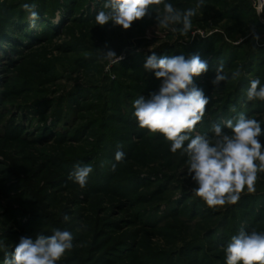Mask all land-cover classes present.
Wrapping results in <instances>:
<instances>
[{"label":"rangeland","instance_id":"1","mask_svg":"<svg viewBox=\"0 0 264 264\" xmlns=\"http://www.w3.org/2000/svg\"><path fill=\"white\" fill-rule=\"evenodd\" d=\"M166 2L185 10L197 0ZM25 3L36 6L35 26ZM102 3L0 0V264L21 236L56 228L74 237L57 264H226L232 236L264 233V172L236 204L207 207L193 193L187 156L139 127L133 101L161 85L143 67L152 51L198 54L208 71L194 83L209 103L192 136L211 138L213 124L241 113L264 133V101L247 100L252 80L264 85V6L205 0L181 35L170 30L181 25L158 26L162 4L128 30L96 25ZM109 49L123 59H104ZM221 62L228 78L214 86ZM77 163L93 166L83 188L68 179Z\"/></svg>","mask_w":264,"mask_h":264},{"label":"clouds","instance_id":"2","mask_svg":"<svg viewBox=\"0 0 264 264\" xmlns=\"http://www.w3.org/2000/svg\"><path fill=\"white\" fill-rule=\"evenodd\" d=\"M205 0H197L194 7L185 10L177 9L166 0H103L102 10L95 16V23L101 27L109 22L123 30L131 28L135 21L142 20L150 14L153 6L163 5V14L156 8L158 26L172 32L187 35L192 29V18L204 6ZM35 4L25 3L22 8L29 14L32 26L39 18ZM253 39L260 37L254 33ZM151 51V49H150ZM103 58L117 63L122 56L108 50L102 52ZM145 71L154 72L161 80L158 92L148 97L141 95L133 101L135 116L140 128L150 133L161 134L170 142V151H180L187 156L188 174L196 187L193 193L207 207L216 209L226 204H236L241 193L255 191L258 173L264 172V144L260 140L261 123L246 117L243 113L235 120L228 119L221 124H213L211 138L201 135L192 136L196 126L202 122L209 97L195 85L194 77L208 71V62L201 57L191 55L147 56L143 65ZM239 70L233 73V79L239 78ZM224 64L219 63L212 80L218 86L227 79ZM247 100L264 101V85L259 79L252 80L247 90ZM235 111V109H233ZM231 130L226 133L224 128ZM188 141L185 146V142ZM125 153L117 150L115 161L124 159ZM117 163L111 165L115 171ZM93 172L90 164L77 163L68 179L83 188L89 175ZM70 220L68 215L63 217ZM73 234L68 230L53 229L51 235L37 234L35 238L21 236L10 253H6L3 264H57L66 251L73 247ZM2 246V245H0ZM226 264H264V233L255 230H241L231 237L225 248Z\"/></svg>","mask_w":264,"mask_h":264},{"label":"built area","instance_id":"3","mask_svg":"<svg viewBox=\"0 0 264 264\" xmlns=\"http://www.w3.org/2000/svg\"><path fill=\"white\" fill-rule=\"evenodd\" d=\"M264 6V0H255V7L256 9H262V7Z\"/></svg>","mask_w":264,"mask_h":264}]
</instances>
